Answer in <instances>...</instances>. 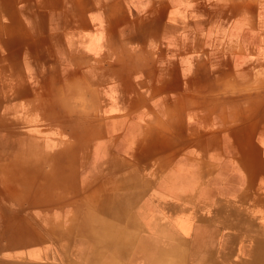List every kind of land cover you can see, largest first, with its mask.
I'll return each instance as SVG.
<instances>
[{
  "label": "crops",
  "instance_id": "0c3cea01",
  "mask_svg": "<svg viewBox=\"0 0 264 264\" xmlns=\"http://www.w3.org/2000/svg\"><path fill=\"white\" fill-rule=\"evenodd\" d=\"M0 264H264V0H0Z\"/></svg>",
  "mask_w": 264,
  "mask_h": 264
},
{
  "label": "rangeland",
  "instance_id": "374dc122",
  "mask_svg": "<svg viewBox=\"0 0 264 264\" xmlns=\"http://www.w3.org/2000/svg\"><path fill=\"white\" fill-rule=\"evenodd\" d=\"M64 140H66L67 143H69V137L65 138ZM85 141V140H84ZM64 180V178L62 179ZM68 181H65V183L63 185H61L62 187H56V191H55V197H59V196H67L69 195V193L75 188L76 185H79V183H70ZM67 184V185H66ZM80 187V185L78 186ZM44 195V193H41ZM80 198H81V194H79L77 197H74L72 198V201H74L73 203H70V204H67L65 205L63 208H67V207H70V216H75L76 214H78V212L82 211L81 208H80ZM96 209V208H95ZM86 212V209L83 208V213ZM28 221V220H26ZM25 221V222H26ZM28 226H30L32 228V226L30 224H28ZM28 226L24 225V237L22 238L23 241H22V244L23 246H28L29 244H32V245H36L37 244H42L44 245V241H47L48 240V235H45V234H42V237L44 239V241H40V237L38 234H34L32 232H30V229L28 228ZM103 239H106V240H109L112 238V236L110 235H103L101 236ZM10 239V237H9ZM72 239H76V244L77 242H79L78 238L76 237H72ZM11 241V240H10ZM30 254V253H29ZM72 258H75L74 256ZM76 259V258H75Z\"/></svg>",
  "mask_w": 264,
  "mask_h": 264
},
{
  "label": "bare ground",
  "instance_id": "6f19581e",
  "mask_svg": "<svg viewBox=\"0 0 264 264\" xmlns=\"http://www.w3.org/2000/svg\"><path fill=\"white\" fill-rule=\"evenodd\" d=\"M16 235H17V234H16ZM16 235H15V236L13 235V236L16 238V237H17ZM13 236L11 235L10 238H13ZM78 245H79V242H78ZM74 253H75V254H78V253H76V252H74ZM78 255H80V252H79Z\"/></svg>",
  "mask_w": 264,
  "mask_h": 264
}]
</instances>
